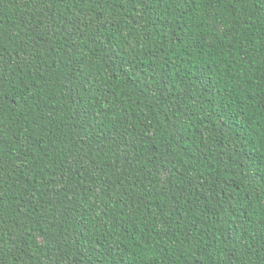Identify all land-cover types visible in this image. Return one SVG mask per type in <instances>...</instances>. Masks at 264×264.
Instances as JSON below:
<instances>
[{
	"label": "trees",
	"instance_id": "trees-1",
	"mask_svg": "<svg viewBox=\"0 0 264 264\" xmlns=\"http://www.w3.org/2000/svg\"><path fill=\"white\" fill-rule=\"evenodd\" d=\"M0 264H264V0H0Z\"/></svg>",
	"mask_w": 264,
	"mask_h": 264
}]
</instances>
